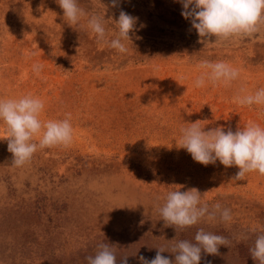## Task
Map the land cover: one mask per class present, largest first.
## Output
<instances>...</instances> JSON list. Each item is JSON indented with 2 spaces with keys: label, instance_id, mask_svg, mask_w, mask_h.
<instances>
[{
  "label": "rangeland",
  "instance_id": "rangeland-1",
  "mask_svg": "<svg viewBox=\"0 0 264 264\" xmlns=\"http://www.w3.org/2000/svg\"><path fill=\"white\" fill-rule=\"evenodd\" d=\"M78 3L98 14L105 5L109 38L121 10L137 17L128 51L99 44L86 19L68 25L58 0H0V99L32 94L44 102L42 123L69 118L72 126L67 146L39 150L21 167L0 127V264H88L101 242L114 247L117 264L125 255L139 264L156 248L194 241L201 227L231 245L202 253L200 264H257L249 252L255 235L236 237L264 226V176L236 180L237 167L203 166L178 142L195 122L205 131L264 127V108L233 100L241 89L264 88V34L203 45L178 0ZM203 60L224 61L239 77L230 87L196 88ZM191 188L201 204L231 209L232 222L166 227L158 213L166 194Z\"/></svg>",
  "mask_w": 264,
  "mask_h": 264
},
{
  "label": "clouds",
  "instance_id": "clouds-1",
  "mask_svg": "<svg viewBox=\"0 0 264 264\" xmlns=\"http://www.w3.org/2000/svg\"><path fill=\"white\" fill-rule=\"evenodd\" d=\"M182 5L181 16L190 21L195 29L198 43L223 46L227 43L264 34V0H178ZM101 3V0H99ZM63 11V19L68 25H78L86 19V27L102 46L119 53L128 51L132 35L136 29L137 17L120 11L115 20H111L113 31L109 38L103 14L87 12L78 0H58ZM119 0H111V7H118ZM143 27V25H141ZM139 39V37H136ZM214 38V39H213ZM127 42V43H126ZM201 74L195 79L194 87L201 88L206 81L212 85L222 84L230 87L239 77V70L224 61L203 60L199 64ZM32 71L39 74L42 65L34 64ZM237 92L233 100L240 106H260L264 108V88L251 94ZM44 102L32 94L20 98L0 99V127L6 133L7 151L12 154V165L21 167L31 160L33 155L46 148L67 146L72 140V126L69 118L41 122L39 116ZM199 124L191 123L182 128L178 147L186 150L193 161L203 165H215L217 161L224 168L237 167L234 179L242 180L248 173L264 176V127L254 122L232 131L223 127L203 130ZM39 137L38 141H34ZM183 187V186H181ZM158 213L165 226L176 231L197 225L201 221L229 224L233 220L231 209L216 203L209 207L201 204V193L196 188L185 191H170ZM255 235L250 256L257 264H264V226L252 227L246 233L236 237L237 241L250 239ZM230 246L231 241L204 228L196 231L194 241L180 240L170 248H156L154 258L139 256V264H200L202 253L217 255L220 246ZM175 254L174 261L162 256L163 252ZM88 264H117L116 250L108 243L97 245L94 255L86 257ZM119 264H128V256H122ZM208 264H211L209 261Z\"/></svg>",
  "mask_w": 264,
  "mask_h": 264
}]
</instances>
